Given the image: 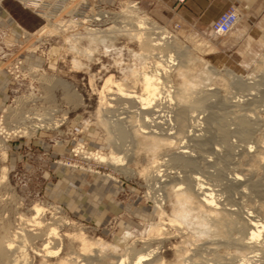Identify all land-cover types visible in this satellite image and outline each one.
Listing matches in <instances>:
<instances>
[{"label":"rangeland","instance_id":"1","mask_svg":"<svg viewBox=\"0 0 264 264\" xmlns=\"http://www.w3.org/2000/svg\"><path fill=\"white\" fill-rule=\"evenodd\" d=\"M156 6L157 0L0 2L18 28V33H13L0 26L4 89L0 177L5 172L0 184V240L24 227V220L32 216L31 208L40 205L46 210V222L61 218L67 223L62 232H82L97 243L98 264L114 262L110 246L116 247V254L128 248L141 249L143 241L152 238L148 229L158 222V206L166 216L178 219L169 194L172 182L165 176L156 177L151 165L155 156L163 164L158 168L160 176L167 168L180 176H198L212 190L217 208H238L243 215L250 212L264 224V8L259 15L257 8L254 12L247 7L242 10L233 3L239 21L229 34L218 37L210 32L214 20L168 21L155 16ZM73 18H78L77 24H69ZM46 26H53L54 31L49 32ZM152 32H162L165 37L160 41L163 52L154 56L147 54L139 41ZM166 54L183 59L186 72L187 99L172 107L184 105L186 115L196 116L200 128L193 136H201L184 138L186 127L178 131L180 135L172 129L170 133L178 135L174 144L151 153L147 135L138 131L142 117L111 102L115 107L109 111L120 113L115 121V114L98 111V92L110 78L139 94L140 72L164 61ZM206 68L213 71L206 82L210 91L198 86L206 79ZM167 75L171 89L182 85L175 69ZM112 86L110 83L114 90ZM203 93L206 99L188 106ZM246 114L253 125L244 138L238 121ZM114 124H119L118 130L112 128ZM221 124L229 135L226 142L216 137L215 127ZM37 125L41 127L36 129ZM113 143L119 144V155L124 156L122 167L107 160L115 150ZM180 146L190 152L189 165L171 160ZM217 146L220 155L213 154ZM234 174L241 180L230 184ZM156 179L166 183L158 185ZM182 227H166L162 239L154 241L159 243L153 245L156 263L151 264H236L246 252L238 245L240 234L235 231H228L223 239L214 238L219 242L211 245L209 238L206 244L204 235L199 237ZM32 228L34 232L45 230L25 226L26 230ZM69 241L63 240V254L77 251L78 243ZM41 242L34 241V247L40 249ZM27 245L23 255L15 253L16 257L40 264L41 257L34 256ZM252 264H264V257L256 256Z\"/></svg>","mask_w":264,"mask_h":264},{"label":"bare ground","instance_id":"2","mask_svg":"<svg viewBox=\"0 0 264 264\" xmlns=\"http://www.w3.org/2000/svg\"><path fill=\"white\" fill-rule=\"evenodd\" d=\"M54 27L46 26L45 28L49 32L52 33L54 31ZM161 34L162 32L161 33L152 32L151 34H148L145 37H143V39L141 40H139L140 38H138L142 48L144 47L143 49L145 50L147 54H151L152 56H154L158 54V52L159 53L163 52L164 46H163V43H160V41L165 39V37L161 36ZM150 35H154V37ZM33 36L34 35H31L32 38ZM92 38L95 40L97 39V37L95 38L92 37ZM164 56H165L164 61L161 62V60H159L160 63L154 62V67L153 66L149 67V69L147 68L148 70H146L145 68L142 70V72H140L139 84H140L141 89H140L139 94H136L135 92H132V91H129L128 89L123 88L121 84H118L115 82L113 83L110 80V78L105 80L101 90L98 92V106H99L98 111L104 110L105 112L114 115L115 111H109V109H113L115 107V105L111 104V102H115V104L118 103L121 106L124 105V107L127 110H130V109L134 110L133 112H136V114L142 117L143 121L138 126V131H139V134L141 133V134L147 135L146 139L147 138L149 139L148 149L150 150L151 153H157L156 151H159V149L164 148L165 146L170 147L172 144H174L173 139H175L178 136V135L174 136V134H176V131L177 133H179L178 131H180L183 127H186L185 133L186 134L188 133L186 136H184V138H188V136L189 137L193 136V132L199 131L197 130V128H200L199 126L200 123L197 122L196 116H193L190 114L186 115L187 114L186 112L188 111H186L187 109H185L184 105L183 107H177L176 109H173L172 105L173 106L175 104L179 105L180 103L182 105L183 101H185L184 99L187 97L186 95L187 88L185 87L186 72L183 69L184 68L183 59L176 57L174 55L166 54ZM201 62L203 61L200 60V63ZM172 68L176 70V74L181 79L182 85L178 89L173 88L169 91L167 90V84H169L170 81L168 80L167 74L171 73L172 70L174 71V69ZM207 68L204 73L206 79L204 78L203 80L205 83L202 82L201 80L199 81L200 85L198 84V86L203 88L202 91L211 90V88L208 87V84H206V82L209 80L207 78L213 74V71L207 70ZM158 72H161L162 74ZM110 83L113 85L112 87L114 90H111L109 88ZM170 87L172 88V85H170ZM108 95H110V98H107ZM111 95H113L114 97L113 96L111 97ZM197 98L195 102L189 103L188 106L189 107L197 106L199 104V101L201 102V100H204L207 98V94L205 93L200 94V96ZM119 114L117 115L115 114L116 116H113L116 118L115 121L118 120L117 116ZM155 114H156V117H154ZM240 117L241 118L238 121V126H239L238 129H240L241 132L243 133L241 134V136L244 135V138H245V135L249 133L253 124H252L249 114L242 115ZM158 118L160 119V121L154 122ZM162 125H166L167 127L169 126L170 128L163 129ZM39 127L41 126L37 125L35 128L38 129ZM118 127H119V124H114L112 126V128H114L115 130H118L119 129ZM151 127H154V129L150 130ZM187 128L191 129V131H187L188 130ZM215 128H216L215 129L216 137H218L222 141H225L227 136H229L227 135V132L225 130L226 128L224 129V126H222V124L217 125V127ZM172 129H175L176 131L170 133ZM166 131H168L169 133ZM119 136L120 137L123 136V133L120 132ZM198 136H201V135H195L194 133V136L192 138H196ZM191 141H194V140L191 139ZM202 142L204 143V140H202ZM219 147L218 148L215 147L213 154L216 155L221 152V149H219ZM114 148L115 150L111 151L107 160L109 161L110 165L114 167H122L125 164V162H124V156L119 155V152H120L119 144L118 143L114 144ZM222 152H224L223 149H222ZM189 153L190 152L187 150V147L180 146L178 150L176 151V153H174V155L171 157V160L177 165L178 164L189 165L190 162H192L188 156ZM228 153H226L227 156H228ZM227 158L228 157H226V159ZM158 160L160 159L157 158V156H155L151 162V165L153 169L154 167L156 168V171H155L157 172L156 177L165 176L166 178H169V181L172 182V184L169 186L170 187L169 194H170L171 199L173 200L174 205L177 206L175 207L176 209L175 208L174 209L176 211V214L178 215V219H173V218L166 216L163 209L160 206H158L157 211H156L158 222L150 226V228L148 229L149 237L150 238L152 237L151 240L153 239L152 240L153 242H150L151 240L150 241L148 240L149 242L144 243L143 241L144 247H141V249L135 250L134 248H128V250L125 249L122 254H116L117 253L115 251L116 247L110 246L109 250L111 249L113 251L112 253L113 255H111V261L113 260L114 262L112 261L113 262L112 264H151L153 263L155 260L154 256L156 254V249H157V248L155 249L153 245L159 243V242H154V241L162 239V237L165 235L166 227L181 228L182 226H183L182 228L190 230V232L195 233L198 236L204 235L206 244H207V238H209V242L211 245H215V244L217 245L219 240L216 241L214 238L223 239L224 235L228 231L229 232L233 231V233L235 231L238 234V236L240 234V237H237L236 241L239 242L238 245L240 244L239 245L241 246L240 248L241 249L243 248L242 250L243 251L246 250V252L235 262L236 264H252L256 256L258 257V255H262L264 257V242L257 243V241H262V240L264 241V236H263L264 235V224L262 223V221L257 219L258 218L257 216H254L250 212H246V214L244 213L243 215L238 211V208L237 210L231 209V207L226 208V209L222 207L217 208V200L215 199L213 193L211 192L212 190L207 188V185L205 186L202 180L198 176H193V175L192 176L189 175V177L180 176V172L172 171L171 168H167L163 170L162 171L163 175L160 176V174H158L159 172L158 168L161 167L162 162ZM142 172H144V169L142 170ZM152 173H154V171ZM186 177H188L187 180L185 179ZM240 180L241 179L237 175L234 174L233 176L229 178V183L237 184V182ZM4 181H5V172L3 170L1 177H0V184H2ZM156 181L158 182V185L159 183H162V184L164 182L166 183L165 180L159 181L158 179H156ZM162 188H165V185L160 187L161 190ZM193 199L195 200L194 202H192ZM31 212H32V216L30 217V219L24 220L25 226L27 227L29 226V228L34 227L35 229L44 228L45 230L43 231L40 230V232L39 231L34 232L33 228L31 230H26L24 225H22L24 226L22 228L18 227L17 230L15 228L12 234L0 240V264L1 263L2 264L3 263L5 264L6 263L8 264H30L29 262H26L25 259H19L15 255V253H20L23 255V248L25 244H28L27 247L31 249L29 250L30 252L32 251L31 253L34 254V256L41 257L42 260L40 264H98L100 256L97 255V252H94L95 250H97L96 242H92L91 240L87 239V237L82 232L74 233V234L62 232L64 226H66L67 223L61 218L59 220H52V222H46V220L44 219L46 210L40 205H34L31 208ZM32 231L34 233L31 234ZM228 235L229 234H227V236ZM260 238L262 239L260 240ZM64 239L66 240L68 239L72 242L73 241L77 242L78 243L77 251L76 252L71 251L69 252V254L68 253L63 254L62 247H63ZM36 240L42 241L40 249L35 248L33 245L34 244L33 242ZM99 242H102V241H99ZM15 243H17V245ZM20 246H22V248ZM51 259H53L54 261L47 262L48 260H51ZM205 262L206 261H204V263ZM179 264H188V263H186L185 261H182Z\"/></svg>","mask_w":264,"mask_h":264},{"label":"crops","instance_id":"3","mask_svg":"<svg viewBox=\"0 0 264 264\" xmlns=\"http://www.w3.org/2000/svg\"><path fill=\"white\" fill-rule=\"evenodd\" d=\"M157 1L159 6H156L154 10L155 16L168 21H193L194 23L199 21H215L233 3L242 10L247 7L254 12L257 8L259 15L262 13V8H264V0H186L183 5L178 7H175V0ZM0 26L9 28V31L13 33H18L17 24L10 15L5 14L2 7H0ZM2 80L0 75V105L4 99Z\"/></svg>","mask_w":264,"mask_h":264},{"label":"built area","instance_id":"4","mask_svg":"<svg viewBox=\"0 0 264 264\" xmlns=\"http://www.w3.org/2000/svg\"><path fill=\"white\" fill-rule=\"evenodd\" d=\"M2 0H0L1 2ZM186 0H175V7L181 6ZM239 12L236 7L229 6L226 11L221 13L217 19L212 23L210 32L214 36H225L229 34L235 25L239 21ZM78 18L69 19V24H77ZM48 23V22H47ZM167 88L171 89L170 84H167Z\"/></svg>","mask_w":264,"mask_h":264}]
</instances>
